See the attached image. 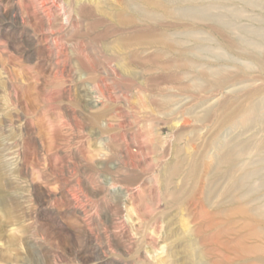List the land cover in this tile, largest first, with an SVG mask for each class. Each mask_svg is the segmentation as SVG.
I'll return each mask as SVG.
<instances>
[{
	"label": "rangeland",
	"instance_id": "1",
	"mask_svg": "<svg viewBox=\"0 0 264 264\" xmlns=\"http://www.w3.org/2000/svg\"><path fill=\"white\" fill-rule=\"evenodd\" d=\"M14 1L0 0V6H9ZM192 1V5L182 3L178 8L206 10L207 18L194 19L191 23L185 20L178 22V29L174 30V37L180 44L176 65L160 70L149 65L143 74H140L136 66H132L129 73L118 71L125 81L121 88L128 93V105L134 108L141 122L139 128L143 136L140 140L146 150L143 165L145 177L155 179L148 185L154 183L153 191L158 190L147 194L137 207L129 209L134 216V220L129 218L131 231L133 230L132 233L138 239L131 245L118 231L120 215L113 201V192L116 191L114 186L109 190L105 186L110 192L107 196L103 194L96 197L93 192L95 197L91 200L97 207L92 212L97 210L101 218L97 229L103 231L102 229L108 226L107 231L114 235L116 244H128L127 251L119 247L116 248L117 253L105 256L95 253V247L101 239L95 236V231L89 232L88 227L82 224L84 217L74 208L75 204L65 203L63 199L67 195L65 190H68L64 185V176L73 165L78 167L75 177L80 175L79 178L89 184L97 182L107 174L102 164L105 160L110 168L118 161L115 151L107 149L109 133L102 132L106 131L102 129L105 119L98 124L84 123L78 128L75 126L76 121H85L89 112L87 106L91 105L99 90L85 80L87 74L73 59L70 81L51 87L44 80L41 67L44 57L38 46L28 41L27 35L19 38V32L23 28L0 13V198L2 195L9 196L8 192H13L16 188L20 189L14 176L6 168L5 161L17 142L22 139V134L32 129V124L37 136L44 138L43 146L39 145L38 150L36 148L34 154L28 157L27 168L24 175H20V182L28 186L34 183L37 187L34 194L36 203L40 211L42 210L39 213V225L43 223L52 228L51 236L48 237L31 219V226L27 228L26 233L14 241L13 228L14 223L18 221L17 213H12L0 205V264H144L138 250L146 252L150 258L145 264H214L213 258L206 253L208 248L202 246V239L197 234L200 224H196L194 219L199 213L193 203L198 201L199 195L202 196V188L205 185L203 198L206 193L210 202L206 207L208 210L218 211L229 207L228 181L222 178L210 183L207 178L208 172L211 171H205L203 168L214 163L216 151L211 148V140L215 135L226 142L235 137H239L240 141L248 140L252 136H256V139L264 138V117L251 123V127L241 124L238 118L245 112H240L241 105L248 104L263 94L261 88L264 86V76L259 63L252 57L259 56V52L251 48L245 51L239 46L231 48L226 43L250 40L264 47V39L259 33L260 29L264 33V0ZM208 6L211 8L208 9ZM233 11H240L241 16L232 19L230 16ZM230 19L234 21L235 28L228 30L225 24ZM153 26L154 24H149V29L152 30ZM188 28L191 29L189 35L186 32ZM64 45L71 53L70 43L65 41ZM155 55H158L155 50H147V58L153 59ZM167 57L166 53H162L156 58L164 60ZM215 68L226 70L231 75L230 81L222 90L236 89L227 94L229 105L225 115H220L217 106L214 118L207 120L200 111L217 98L211 99L220 87L209 78L210 70ZM250 93L252 96H249ZM187 103L192 105L191 108ZM70 108H73L76 114L68 113ZM234 117L237 119L232 120ZM65 121L69 122L67 129L61 128ZM81 140L85 142V146L80 154L78 148ZM82 155L89 158L91 170ZM262 156L263 154L257 153L244 155L237 161L244 170H260L259 175L249 184H254L260 189L250 194L247 193L250 187H247L239 193L245 195L243 205L250 211L257 204L264 205ZM183 159L186 164L181 167L180 176L171 182V187L181 189V200L170 205L168 198L163 194L166 185L164 179L167 177L168 167ZM191 163L195 165V173H199L185 182L184 176L191 171ZM60 167L65 169L64 174L60 173ZM126 174L120 172L116 176L119 179L128 178L126 180L130 183L137 182L135 176ZM32 215L31 213L33 218ZM55 218L58 220L55 221ZM59 219L71 223L70 227L63 225ZM260 219L264 220V215ZM156 221L161 226L157 240L159 246H164V251L153 253L143 241L148 234L153 233L152 225ZM139 244L142 245L141 249ZM137 248L139 249L135 251ZM57 255L61 256V259H56Z\"/></svg>",
	"mask_w": 264,
	"mask_h": 264
},
{
	"label": "bare ground",
	"instance_id": "2",
	"mask_svg": "<svg viewBox=\"0 0 264 264\" xmlns=\"http://www.w3.org/2000/svg\"><path fill=\"white\" fill-rule=\"evenodd\" d=\"M192 2V0H15L9 6H0V13L6 19L10 18L13 23L23 28L19 32V38H24V35H27L29 38L26 37V39L34 42L40 49L39 51L44 57L41 67L46 83L53 87L64 81H70L71 61L73 59L78 67L87 74L85 80L95 85L99 90L98 94H95L91 105L87 106L89 112L85 116V121L83 123L76 121L75 126L78 128L79 125L82 127L84 123L98 124L102 119H105L103 120L104 126L102 125V129L106 131L102 130V132L109 133L108 142L106 143L108 145L107 149H110L111 152L115 151L118 161L114 162L111 169L105 160L102 164L107 174L103 177L99 176L100 179L97 182H90L89 184H86L87 181L81 180L79 178L80 175L75 177L77 176L78 167L76 164L73 165L68 170L67 175L64 176V185L67 186L68 190H65L67 195L63 198L65 203L75 204L74 208L78 209L77 211L84 217L82 224L86 228L88 227L87 230L89 232L93 233L95 231L96 235H94L101 239V242L95 247V253L98 255H113L115 252L117 253L116 248L119 249V247L127 251L128 244L127 246L116 244L114 235L107 231L108 226L104 227L103 231L97 229L101 218L97 210L92 212L97 207L94 201L91 200L95 197L93 192L96 193V197L103 194L107 196V193L110 194L107 190L114 186L116 191L113 192L115 195V200L113 201L118 207L120 215L118 231L129 240L130 245L137 242L138 239L132 233L133 230L131 231L129 218L132 219L134 216L129 209L137 207L147 194L154 192L152 188L154 183H150L152 185L148 184L153 180L155 181V179L146 178L143 169L146 150L140 140L143 136L139 128L141 122L134 112V108L128 105L130 98H128V93L126 94L121 88L125 81L118 71L129 73L131 67L136 66L139 68L140 74H143L147 71L146 69L149 65H152L157 70L169 69L176 65V56L178 49H180V44L174 37V30L178 29V22L185 20L191 23L194 19L207 18L206 10H193L190 7L178 8V5H182V3L191 4ZM207 8L211 7L208 6ZM240 16V11H233L230 17L237 19ZM209 18H211L210 15ZM232 19L225 24L228 30L235 28ZM149 24H154L153 28H151L152 30L149 29ZM186 32L188 35L191 34V29L188 28ZM259 33L261 38L264 39V33H262L261 29ZM65 41L70 43L71 53L65 47ZM244 42L246 41H235L233 44L226 43L231 48L239 46L242 49L244 48L243 50L245 51L250 48L257 50L259 56L254 55L252 57L259 63L264 76V47L250 40L249 42ZM150 49L156 51L158 54L157 56L155 55L156 57L162 53H166L168 57L164 60H158L156 57L149 59L147 58V50ZM209 76L211 80H214L212 82L217 84L220 89L211 97V99L217 98L204 108L202 107L203 109L200 111L207 120L214 118L217 106L220 115H225L229 105L228 99H226L227 94L236 89L222 90L231 77L226 70L215 68L212 71L210 70ZM261 89L263 90L262 96L250 101L248 104H244L246 106L241 105L240 112H245L238 118H240L239 122L244 126L249 127L251 123L264 117V86ZM116 90H119V92H116ZM54 93L61 94V92ZM249 96H252V93ZM187 104L191 108L192 105ZM70 109L69 111L67 109L68 113L76 114L73 108ZM235 119L237 117L232 118V120ZM68 125L69 122L65 121L61 128L67 129ZM30 126H32V129L22 134V139L17 142L15 149L7 155L6 165L4 164L14 176L20 188L15 187L16 190L8 192L9 196L2 195L0 198V205L3 208L8 209L12 213H17L18 221L14 223L13 228L15 232L13 235L14 241L19 240L26 233L27 228L31 226V219L34 220L32 222L34 225H39V213L42 211H40L36 203L37 199L34 193L37 187L34 183H30L29 187L24 182H20L21 176L24 175L25 168H27L26 161L28 157L34 154L35 149L39 145L43 146L42 141H44V138L37 136L34 126L32 124ZM224 140L219 138L218 135L212 138L211 148L216 151L214 163L205 165L203 168L205 171H211L208 172L209 178H207V180L211 181L210 183H215L222 178L228 181L227 202L229 207H223V210L219 209L218 211L208 210L206 207L210 202L206 193L204 195L205 198H203L206 188L204 185L201 192L202 196L199 195L198 201H194L195 204L192 201L199 213L194 219L196 224H200L197 234L202 239V246L208 248L206 253L211 259L213 258L212 262L214 264H264V220L260 219L264 215V205L260 206L257 204L250 211L243 205L245 195L239 194L247 187L251 188L247 192L250 194L254 190L260 189L254 184L249 186L251 180L259 175L260 170H244L243 166H239V163H237L244 155L248 156L255 153L257 155L263 154L261 159V162H263L264 138L256 139V136H252L245 141H240L239 137L233 138L230 142ZM80 143L78 150L81 154L84 151L85 142L81 140ZM82 157L87 162L89 170H91L92 165L88 161L89 158L87 159L83 155ZM185 161V159L179 160L167 169L163 194L168 198L167 201L170 205L181 200V189L179 187H171V182H173L172 179L180 176L181 167L186 164ZM257 162L259 161L257 160ZM191 166V171L185 173L187 175L184 174L185 182L194 178L195 174L198 176L199 172L195 173L196 169L194 170L195 165L192 164ZM63 167H60V173L63 172L64 174L65 169ZM120 172L135 176L137 182L130 183L126 180L128 178L119 179L116 174ZM16 173L18 174L16 175ZM105 186L108 187L107 190ZM31 213L34 215V219L31 217ZM57 220L55 218V221ZM60 221L63 225L70 227L71 223L69 224L66 220L67 223L63 222L64 220ZM227 225H232V227ZM39 226L45 235L51 236L52 228L50 225L42 223ZM152 227L153 233L151 235L148 234L143 242L147 243L153 253L164 251V246H159L160 243L157 240L161 226L156 221ZM138 252L141 255L140 258L143 257L141 262L145 264V261L149 258L147 253H142L141 250H138ZM191 255H193V252ZM56 259H61V256L57 255Z\"/></svg>",
	"mask_w": 264,
	"mask_h": 264
}]
</instances>
